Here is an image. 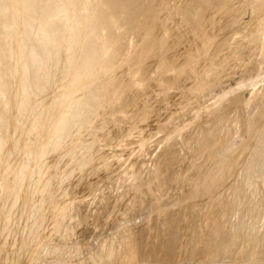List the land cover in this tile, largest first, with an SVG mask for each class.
<instances>
[{
    "label": "rangeland",
    "instance_id": "obj_1",
    "mask_svg": "<svg viewBox=\"0 0 264 264\" xmlns=\"http://www.w3.org/2000/svg\"><path fill=\"white\" fill-rule=\"evenodd\" d=\"M0 14V264H264V0Z\"/></svg>",
    "mask_w": 264,
    "mask_h": 264
},
{
    "label": "bare ground",
    "instance_id": "obj_2",
    "mask_svg": "<svg viewBox=\"0 0 264 264\" xmlns=\"http://www.w3.org/2000/svg\"><path fill=\"white\" fill-rule=\"evenodd\" d=\"M16 1H17V0H16ZM31 1H32V0H31ZM25 2H26V1H25ZM14 3H15V2H14ZM31 4H32V3H31ZM26 5H27V4H26ZM14 6H15V5H14ZM29 6H30V5H29ZM20 7H21V6H20ZM32 7H35V6H32ZM44 8H45V7H44ZM59 8H60V7H59ZM8 9H10V8H8ZM11 9H12V8H11ZM15 9H16V8H15ZM24 10H25V9H24ZM29 10H30V9H29ZM48 11H49V10H48ZM34 12H35V11H34ZM37 12H38V11H37ZM45 12H46V11H45ZM50 12H52V11L50 10ZM26 13H27V12H26ZM29 14H30V13H29ZM36 14H37V13H36ZM49 14H50V13H49ZM51 14H52V13H51ZM51 14H50V15H51ZM0 15H1V14H0ZM10 15H11V14H10ZM92 15H93V14H92ZM1 17H2V16H1ZM15 17H16V16H15ZM29 17H31V16H29ZM35 17H36V16H34V18H35ZM40 17H41V16H40ZM49 17H50V16H49ZM51 17H52V16H51ZM55 17H56V16H55ZM44 18H45V17H44ZM0 19H1V18H0ZM48 19H49V18H48ZM10 20H11V19H10ZM20 20H21V19H20ZM7 21H8V20H7ZM15 21H16V20H15ZM42 21H43V20H42ZM42 21H41V22H42ZM44 21H45V19H44ZM50 21H51V20H49V22H50ZM51 22H52V21H51ZM10 23H11V22H10ZM26 23H27V22H26ZM35 23H36V22H35ZM57 23H58V22H57ZM0 24H1V23H0ZM43 24H44V23H43ZM43 24H42V25H43ZM2 25H3V24H2ZM12 25L14 26V24H12ZM37 25H38V24H37ZM47 25H48V23H47ZM47 25H46V26H47ZM44 26H45V25H44ZM49 26H51V25H49ZM97 26H98V25H97ZM6 27H7V26H6ZM11 27H12V26H11ZM21 27H22V26H21ZM21 27H20V28H21ZM36 27H37V26H36ZM12 28H13V27H12ZM33 28H34V27H33ZM42 28H43V27H42ZM42 28H40V30H41ZM46 28H47V27H46ZM51 28H52V27H51ZM13 29L15 30V27H14ZM29 29H30V28H29ZM48 29H49V28H48ZM53 29H54V28H53ZM90 29H91V28H90ZM1 30H2V29H1ZM20 30H21V29H20ZM22 30H23V28H22ZM22 30H21V31H22ZM49 30H50V29H49ZM5 31H8V30H5ZM12 31H13V30H12ZM12 31H11V29H10V31H8V33L5 34L6 37H9L10 41L13 40L14 37H13L12 35L15 34V32L13 31V34L10 35ZM16 31H17V30H16ZM44 31H45V29H44ZM44 31H43V32H44ZM46 31H47V30H46ZM17 32H18V31H17ZM22 32H23V31H22ZM30 32H31V31H30ZM41 32H42V31H41ZM9 33H10V34H9ZM36 33H37V30H36ZM49 33H50V32H49ZM52 33H53V32H52ZM52 33H50V34H52ZM3 34H4V32H3ZM23 34H24V33H23ZM29 34H30V33H29ZM32 34H33V33H32ZM37 34H38V33H37ZM45 34H46V33H45ZM25 35H26V34H25ZM33 35H34V34H33ZM10 36H11V37H10ZM27 36H29V35H27ZM51 36H52V35H51ZM12 37H13V38H12ZM16 37H17V35L15 34V38H16ZM22 37H23V36H22ZM29 37H31V35H30ZM39 37H40V36H39ZM44 37H45V36H44ZM44 37H43V38H44ZM57 37H58V36H57ZM67 37H68V36H67ZM3 38H5V37H3ZM6 39H7V38H5V40H6ZM25 39H26V38H25ZM28 39H29V38H28ZM30 39H31V38H30ZM50 39H51V38H50ZM3 40H4V39H3ZM14 40H15V39H14ZM14 40H13V42H15ZM19 40H20V39H19ZM52 40H53V38H52ZM16 41H17V40H16ZM31 41H32V40H31ZM31 41H30V42H31ZM41 41H42V40H41ZM43 41H44V39H43ZM45 41H46V40H45ZM45 41H44V42H45ZM6 42H7V41H6ZM19 42H20V41H19ZM44 42H43V43H44ZM8 43H10V42H7V44H8ZM39 43H41V42H39ZM50 43H51V42H50ZM21 44H22V43H21ZM32 44H33V42H32ZM41 44H42V43H41ZM51 44H53V43H51ZM56 44H57V43H56ZM11 45H12V44H11ZM11 45H8V47H10ZM15 45H16V44H15ZM26 45H28V44H26ZM35 45H36V44H35ZM46 45H47V44H46ZM49 45H50V44H49ZM6 46H7V45H6ZM43 46H44V45H43ZM32 47H33V46H32ZM32 47H31V48H32ZM37 47H38V46H37ZM49 47H50V46H49ZM19 48H20V47H19ZM27 48H28V47H27ZM35 49H36V46H35ZM37 49H39V48H37ZM40 49H41V48H40ZM3 50H4V49H3ZM14 50H16V49H14ZM46 50H47V48H46ZM88 50H89V49H88ZM39 51H40V50H39ZM39 51H37V52H39ZM7 52H8V51H7ZM40 52H42V51H40ZM40 52H39V53H40ZM44 52H46V51H44ZM49 52H50V51H49ZM11 53H12V52H11ZM21 53H22V52H21ZM26 53H27V52H26ZM47 53H48V52H47ZM86 53H87V52H86ZM18 54H19V53H18ZM42 54H43V53H42ZM88 54H89V53H88ZM11 55L13 56V54H11ZM36 55H38V54L36 53ZM19 56H20V55H19ZM29 56H30V55H29ZM29 56H28V57H29ZM34 56H35V55H34ZM44 56H45V55H44ZM47 56H48V55H47ZM50 56H51V55H50ZM20 57H21V56H20ZM51 58H52V57H51ZM87 58H88V57H87ZM14 59H15V58H14ZM27 59H28V58H27ZM53 59H54V58H53ZM28 62H29V61H28ZM34 63H35V62H34ZM27 64H28V63H27ZM15 67H16V66H15ZM11 70H12V69H11ZM77 84H78V83H77ZM50 85H51V84H50ZM2 88H3V87H2ZM68 91H69V90H68ZM46 94H47V93H46ZM48 95H49V94H48ZM54 97H55V96H54ZM29 99H30V98H29ZM39 100H40V99H39ZM75 100H76V99H75ZM74 102H75V101H74ZM75 105H76V104H75ZM17 108H18V107H17ZM40 111H41V110H40ZM49 112H50V111H49ZM61 113H62V112H61ZM56 114H57V113H56ZM62 115H63V114H62ZM45 116H46V115H45ZM42 119H43V118H42ZM11 120H12V119H11ZM49 124H50V123H49ZM24 128H25V127H24ZM46 138H47V137H46ZM45 141H46V140H45ZM65 149H66V148H65ZM18 150H19V149H18ZM40 152H41V151H40ZM1 153H2V152H1ZM3 153H4V152H3ZM9 154H10V153H9ZM5 155H6V154H5ZM11 155H12V154H11ZM6 156H7V155H6ZM6 156H5V157H6ZM38 156H39V155H38ZM55 158H56V157H55ZM6 159H7V157H6ZM56 163H57V162H56ZM36 165H37V164H36ZM58 169H59V168H58ZM18 170H19V169H18ZM36 177H37V176H36ZM26 178H27V177H26ZM33 179H34V178H33ZM45 181H46V180H45ZM34 183H35V182H34ZM54 195H55V194H54ZM48 204H49V203H48ZM23 221H24V220H23ZM17 241H18V240H17ZM14 254H15V253H14Z\"/></svg>",
    "mask_w": 264,
    "mask_h": 264
}]
</instances>
